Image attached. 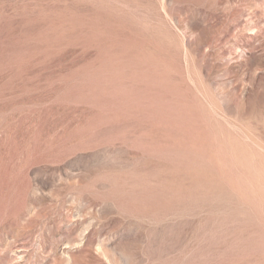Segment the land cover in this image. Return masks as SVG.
Masks as SVG:
<instances>
[{
	"label": "rangeland",
	"instance_id": "obj_1",
	"mask_svg": "<svg viewBox=\"0 0 264 264\" xmlns=\"http://www.w3.org/2000/svg\"><path fill=\"white\" fill-rule=\"evenodd\" d=\"M0 264H264V0H0Z\"/></svg>",
	"mask_w": 264,
	"mask_h": 264
}]
</instances>
